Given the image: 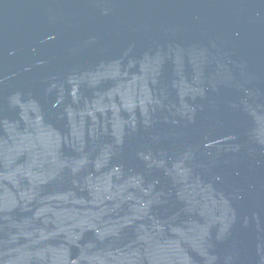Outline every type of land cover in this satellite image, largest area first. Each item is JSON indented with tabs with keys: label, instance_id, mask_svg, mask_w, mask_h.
<instances>
[{
	"label": "water",
	"instance_id": "water-1",
	"mask_svg": "<svg viewBox=\"0 0 264 264\" xmlns=\"http://www.w3.org/2000/svg\"><path fill=\"white\" fill-rule=\"evenodd\" d=\"M0 264H264V0H0Z\"/></svg>",
	"mask_w": 264,
	"mask_h": 264
}]
</instances>
